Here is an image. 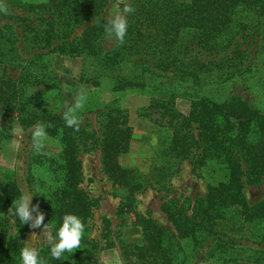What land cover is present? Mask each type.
Masks as SVG:
<instances>
[{
  "label": "trees",
  "instance_id": "obj_1",
  "mask_svg": "<svg viewBox=\"0 0 264 264\" xmlns=\"http://www.w3.org/2000/svg\"><path fill=\"white\" fill-rule=\"evenodd\" d=\"M109 1L47 0L24 6L32 13L40 14V18L35 20L39 26L31 30L30 26L24 25L23 33L26 34L23 40H26L29 31L33 33L31 37L36 50L50 49L51 54L59 57L79 59L82 65L81 84L111 92H123L129 88H149L154 92L158 89L155 82L160 74L181 80L190 79L199 84L214 79L216 75L232 78L242 73L246 50H241V43L236 38L244 40L250 37L252 30L264 21V0H135L125 42L105 52L97 38L105 32L107 20H99L97 26L81 32L78 37L73 33L78 27L97 19ZM0 20L25 22L24 18L11 16L7 10L0 11ZM10 45L0 28V101L24 98L18 105L24 114H28L27 105L35 104L41 96L60 98V81L54 78L49 83L44 76L40 79L33 76L34 71H41L44 75L51 70L49 58L44 54L35 56L36 61L21 67L19 82L8 76V68L14 65L9 57L12 52L8 50ZM194 51L215 55L219 63L204 65L196 58H190V53ZM169 76L165 79L169 80ZM34 85L41 88L32 93L30 88ZM34 111H40V117L46 119L48 137L57 139L60 145L56 158L50 161L57 166L53 171L55 186L48 194H38L35 200L45 213L44 224H49L56 235L66 214H75L83 222L91 215L92 203L80 188L82 168L78 144L82 133L67 127L63 118L45 108ZM168 112L171 132L164 154L179 161L189 156L195 143L190 124L194 121L206 128L198 139L201 163L212 161L225 172V179L210 185L204 202L198 206L201 223L208 227L217 226V222L224 219V210H230L237 215L240 223L258 226L260 239L263 240L264 200L254 205L246 202L243 177L246 175L252 183H258L264 176V150L249 139L252 135L264 138V112L240 96L223 102L205 97L190 98L186 116L174 108ZM131 137L132 128L126 112L109 109L102 129V167L113 188L126 194L125 202L118 210L123 218L122 226L138 228L141 237L139 244L123 247L125 264H177V255L183 254L181 246L174 243L172 237L153 220L139 217L134 211L135 194L150 187L152 180L137 174L134 169L123 167L119 162L120 157L130 149ZM156 177L154 183L158 184L161 176L157 174ZM7 215L5 199L0 191V249L5 247L8 233ZM199 227L196 225L189 229L199 232L198 236H191L197 242L198 237L203 236ZM221 245L216 243L215 249H205L201 253H207L214 263L223 264L220 261L224 254ZM8 254L0 257V264H18V253L13 247L8 249ZM40 256L47 264L83 261L77 254L67 251L60 259H53L51 247L41 250Z\"/></svg>",
  "mask_w": 264,
  "mask_h": 264
},
{
  "label": "rangeland",
  "instance_id": "obj_2",
  "mask_svg": "<svg viewBox=\"0 0 264 264\" xmlns=\"http://www.w3.org/2000/svg\"><path fill=\"white\" fill-rule=\"evenodd\" d=\"M46 1L0 0V4L6 6L11 16L25 19V22L0 20L5 40L12 44L8 50H12L9 57L14 65L8 68V76L19 82L22 76L21 67L28 66L32 60L36 61L35 56L44 54L49 58L51 70L44 75L41 71H34L33 76L37 79L44 76L49 83L56 78L61 82L62 88L60 98L46 95L41 96L35 104H28L27 112L31 115L24 114L18 105L24 98L12 99L10 102L0 101V191L5 199L9 220L5 247L0 249V257L6 256L8 249L13 247L18 253V264H22L20 250L25 245L36 247L39 252L51 247L46 240V234L42 233L43 226L32 229L29 225L21 223L18 218L14 221L8 210L22 192L31 193L32 204L35 205L38 194H48L55 186L53 171L57 166L55 163L50 164V161L56 158L60 145L57 139L47 135L42 148L37 149L34 146L33 126L38 122L47 126L46 119L40 117V111L35 112L34 109L42 107L63 118V114L69 106H74L78 94L83 89V108L77 113L81 120L78 132L82 133L78 144L82 168L80 188L91 201L92 210L84 222L86 228L80 247L71 251L83 259L82 263L75 264H125L123 247L139 244L141 240L138 228L122 226L123 218L119 216L118 210L125 202L126 194L123 190L113 188L102 167V129L109 109L125 111L128 124L132 128L130 149L120 157V164L152 180L150 187L135 194L134 211L139 217L153 220L172 237L174 243L181 246L183 254L177 255L175 262L217 264L208 258L207 253H202L205 249H215V244L219 243L222 244L221 250L224 252L220 259L223 264H264V239H260L258 226L240 223L237 215L230 210H224V219L218 221L217 226L208 227L201 223L198 217V206L204 202L208 187L225 179V172L220 165L208 160L201 163L198 139L206 128L191 121V134L195 143L186 159L179 161L164 154L171 132L168 111L174 108L186 116L190 98L205 97L223 102L233 96H240L264 112V21L252 30L250 37L244 40L236 38V41L241 43V50H246V60L243 63V72L232 78L220 74L208 82L196 84L190 79L181 80L160 74L157 83L155 82L157 91L153 92L149 88H129L123 92H111L80 83L82 65L79 59L59 57L51 54L50 49L36 50L31 37L33 33L29 31L26 40H23L24 25L30 26L31 30L39 26L35 20L40 18V14L36 15L24 6ZM134 1L110 0L97 19L78 27L73 36L78 37L81 32L97 26L101 19L108 22L115 5L119 4L123 9L125 4H128L133 8ZM131 17L132 13L127 14L128 25L131 23ZM97 42L105 52L120 44L114 36L109 37L106 32L98 36ZM195 53H190V58L194 57L193 59L196 58L204 65L219 63L215 55ZM21 60L24 62L21 63ZM165 76H169V80L165 79ZM39 88L41 86L34 85L30 89L34 93ZM249 139L261 145L264 150L263 137L252 135ZM160 169L163 170L161 173ZM157 174L161 176L158 184L154 183ZM243 182V194L249 205L264 200V176L260 182L252 183L245 175ZM196 225H200L199 229L203 231V236L197 239L198 242L191 236H198L199 232L189 230ZM49 228L56 238L50 225Z\"/></svg>",
  "mask_w": 264,
  "mask_h": 264
},
{
  "label": "clouds",
  "instance_id": "obj_3",
  "mask_svg": "<svg viewBox=\"0 0 264 264\" xmlns=\"http://www.w3.org/2000/svg\"><path fill=\"white\" fill-rule=\"evenodd\" d=\"M0 11H6V6L0 4ZM134 9L125 4L123 9L119 4L115 5L107 24L105 25V32L109 37L115 39L123 44L128 31L127 14H130ZM84 90L81 89L74 106H69L67 111L63 114L66 126L74 128L79 131L81 120L78 116V110L83 108ZM46 125L38 122L33 126L32 137L33 144L37 149L43 147V141L46 139ZM33 195L28 192H22L21 196L13 201L12 207L8 210L14 221L16 218L23 224L29 225L30 228L36 229L43 226L42 233L46 234V240L51 245V256L53 259H60L67 251L71 252L73 249H78L83 238L86 225L82 218L75 214H66L63 217V223L58 229L56 238L53 237L49 228V224H44L45 213L41 211L40 205L32 204ZM22 264H47V261L40 256V252L36 247L25 245L20 250Z\"/></svg>",
  "mask_w": 264,
  "mask_h": 264
}]
</instances>
